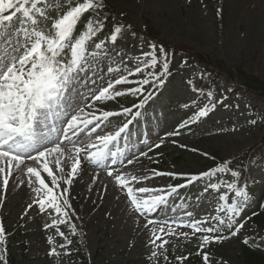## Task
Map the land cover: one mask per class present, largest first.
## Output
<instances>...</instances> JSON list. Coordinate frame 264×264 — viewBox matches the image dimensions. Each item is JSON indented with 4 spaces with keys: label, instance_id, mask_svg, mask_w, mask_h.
I'll return each instance as SVG.
<instances>
[{
    "label": "rangeland",
    "instance_id": "obj_1",
    "mask_svg": "<svg viewBox=\"0 0 264 264\" xmlns=\"http://www.w3.org/2000/svg\"><path fill=\"white\" fill-rule=\"evenodd\" d=\"M60 2L61 0H46V11H52ZM107 2L120 17L124 18L122 21L129 22L136 32L128 30L115 45L109 44L107 51L109 58L99 56L92 60L91 70L84 77L86 83L78 84L77 106L83 108L84 112L95 113L98 116L104 111L116 113L106 121L101 119L100 127L95 130L91 125L85 128L80 133V141L83 143L87 138V143L96 142L98 135L114 134L127 124L120 137L108 145L104 161L109 162L114 156L123 154L132 160V163H128L125 168L120 166L122 169L113 172V176H109L108 171H112L115 161L107 163L111 166L110 169L103 167L98 169L103 181L95 183L87 181L91 183L88 188L87 183L84 186L79 170L72 176V184L67 185L71 171L65 176L60 172L54 173L53 180L43 171L42 164L35 166L27 164V167H37L41 171V175L49 187H53V194L57 195L62 206L63 199L71 203L75 212H70L68 218L51 209L39 213L35 206L28 211V215L22 216L26 205L41 198L40 194L23 196L17 191L21 188L17 190L9 188L4 192L3 175L0 174V218L7 232V243L0 245V252H3L4 257L7 253L16 255L23 264H175L173 260L177 256H188V260L195 259L198 256L201 234L193 235V230L187 226L189 214L193 219L199 220H207L210 215L223 216L224 213L219 207L222 204L219 196L225 191L229 196L232 194L228 192L227 184L224 183L221 188L223 192L221 190L216 192L209 187L211 184L209 178L190 183L182 180H188L190 175L207 171L221 162L232 159L264 138V95H252L232 88L231 82L225 77L220 76L217 79L211 77L203 66L205 62L200 64V61L193 59L191 55L174 57L163 47L168 54L169 71L163 77L162 86L156 84L148 75L149 71L158 73L161 70V65L158 64L129 77L132 83L116 85L114 89L126 91L128 88L138 87L140 84L137 82L147 78L150 83L143 85L145 90L143 94L128 93L111 100L92 99V94L106 86L107 81L115 76L107 72L108 66H119L126 73L135 65L143 64L147 57L141 54L150 51V44L161 48L144 36L148 33L160 40L181 46L180 48L184 50L189 51L188 47H191L202 51L205 55L219 58L230 66L241 67L248 74L264 79V0H107ZM41 6L45 7L44 4ZM114 21L125 25L118 19L113 20L111 24ZM13 23H16L15 18ZM26 26L31 28L30 23H26ZM49 26V22L39 23V28L46 32ZM2 35L3 32L0 31V36ZM15 38L14 35L12 39ZM101 39H104L101 35L95 38L96 42ZM20 40L23 43L22 35ZM89 48L92 49L91 44ZM157 55L160 56L159 51ZM62 58L67 61L70 53L66 50ZM160 60L162 64V56ZM200 78L203 83L199 90L195 91L190 87L189 80ZM205 86L209 87L204 88ZM148 93H152L150 99H147ZM208 93H212L213 98L220 102L206 117L182 126L184 122L191 121L194 112L198 111L197 105L203 106L208 103L206 99ZM142 99L146 102L143 107H139ZM124 108H130L132 111L125 114L122 111ZM65 119L63 116L50 114L49 118L43 121V131L51 141L56 136H60L59 139L63 138L60 133L65 127L63 123ZM252 119L257 120L255 125L250 123ZM175 132H179V135H170ZM157 144L160 147H156ZM48 146L53 145L49 143ZM61 147L63 150L73 149L66 144H61ZM203 153H207L208 156H204ZM85 155L88 157L87 153ZM214 156L220 160L217 162ZM84 162L86 163L85 158ZM251 165L255 185L250 192L254 194V198L247 210L263 194L264 155L257 156ZM1 167L7 168L5 164ZM169 172L187 175L155 174ZM121 173L130 181V186L134 189L133 194L139 201L152 195H162L165 197L164 202L151 212L135 211L127 188L121 187L114 178ZM13 174V179L9 177L8 186L13 185L14 178H28L26 167L23 169L13 167ZM132 176L137 177V180L131 181ZM174 181H181V185L188 183L173 193L171 188ZM36 185L40 187L38 181ZM139 187L156 191L140 194L135 191ZM62 192L63 197L60 196ZM180 193L184 196L191 194V201L184 200L180 203ZM244 214L245 212L243 218ZM53 219H64L66 222L63 223V227L58 223L55 227L45 230L44 224H51ZM149 220L153 223L148 224ZM160 227L166 229L170 227L177 235L164 237L169 241L165 246L167 261L161 256L158 260L150 262L148 256L153 249L148 241L152 230L159 231ZM58 231L64 232L71 243H67L65 237L59 236ZM183 232L189 233V236L178 235ZM254 233L257 231H251L244 224L236 236L205 247L203 251L210 254V264H242L239 257L240 241ZM49 236L52 237L51 245L47 240ZM24 244L26 247H23ZM61 244L65 247L61 248ZM5 247L7 250L3 251ZM51 247H55L59 255L49 256Z\"/></svg>",
    "mask_w": 264,
    "mask_h": 264
},
{
    "label": "snow or ice",
    "instance_id": "obj_2",
    "mask_svg": "<svg viewBox=\"0 0 264 264\" xmlns=\"http://www.w3.org/2000/svg\"><path fill=\"white\" fill-rule=\"evenodd\" d=\"M42 4L45 7H42ZM106 7L104 0H61L60 4L53 8L58 12V15L50 17L46 14V0H0V31L3 32V35L0 36V161L7 164V173L2 180L4 192L7 191L9 177L14 175L13 167L20 169L21 165H25V157L37 162L48 154L63 153L61 144L57 142L59 137H57V141H51L48 136L40 134L41 125L43 121L49 118L50 114L66 118L63 121L65 127L61 129L60 135L63 136L64 140L73 144L77 154L75 162L71 165V174L67 179V185L72 184V176L75 175L80 165L79 154L82 151L87 153L88 159L92 163L103 166L108 145L119 138L127 128L128 125L125 124L114 134L98 135L96 142L92 143H87V138L83 143L79 139V134L83 132L84 128L94 125L93 130H95V128L100 127L99 121L101 119L106 121L109 117L116 115V113L109 111H104L99 116L95 113L84 112L83 108L77 106L78 101L76 100V96H79L77 86L80 83H86L84 77L91 70L92 60L99 56L109 58L107 56L108 45H115L118 38L122 37L125 27L131 28V25L125 26L114 21L113 30L109 36L96 42L95 38L99 32L103 31L108 20V17L103 14ZM60 8H66V11L60 13ZM86 13L88 17L84 20V27L77 32L76 29ZM14 18L15 24L13 23ZM41 21L50 23V29L47 32L39 28ZM26 23L31 24L30 29ZM14 35L15 40L12 39ZM21 35L23 36V43L20 40ZM149 49L148 53L141 54L147 57L143 64L135 65L126 73L119 66H108L107 72L110 75L115 74V76L107 81L106 86L93 93L92 99L94 101L111 100L128 93L132 95L143 94L145 91L143 85L150 83L147 78L137 82L140 84L138 87L128 88L126 91H114V89L116 85L132 83L129 77L158 64L161 65V70L158 73L149 71L148 75L156 84L162 86L164 84L163 77L169 71L168 54L162 47L158 48L155 44H150ZM66 50L70 53V58L67 61L62 58V54ZM157 51L163 57L162 64ZM92 83L94 84L95 81ZM151 96L152 93H148L147 99H150ZM206 99L208 103L203 106L197 105L198 111L194 112L191 121L184 122L182 126L206 117L209 111L220 102L213 98L212 93L206 94ZM145 102L146 100L142 99L139 107H143ZM122 111L127 114L132 110L124 108ZM139 114L136 113V115ZM94 122L96 123L94 124ZM250 123L255 125L257 120L252 119ZM170 135H179V132L170 133ZM72 136L77 137V140L73 141ZM49 143H52L53 146L49 147ZM156 147H160V145L157 144ZM89 149L96 150L89 151ZM191 150L197 151L196 149ZM33 152L35 155H32ZM142 154L146 155V153ZM203 155L208 156L207 153H203ZM127 163L131 164L132 160H128ZM57 164H59V160H57ZM25 167L28 184H31L32 177L36 178L40 187L34 191L40 194L41 198L28 203L22 216L28 215V211L34 206L39 213H45L51 209L57 214H62L65 218L69 217L70 212H75L67 199H63V206L58 202L57 195L53 194V187H49L37 167H27L26 165ZM42 168L49 177L55 180V174L47 160L43 162ZM60 171L63 169L61 168ZM226 172L231 174L232 182L228 183L226 187L232 195L219 196V201H223L219 205L224 213L223 216L210 215L207 220H199L193 219L189 214L187 226L193 230V235L201 234L197 255L202 256L203 264H210V254L203 251L205 247L236 236L244 227L243 213L250 207L254 194L250 192L247 181L242 179V171L232 169L231 161L221 162L207 171L188 177L190 183L203 178L216 177ZM0 173H5V167H0ZM155 174L187 175L171 172ZM108 175L113 176V171L109 170ZM114 178L121 187L127 188V194L135 211L151 212L165 200L162 195H152L139 201L137 196L133 194L134 189L130 186V181L125 178L123 173ZM136 180L137 177H131V181ZM20 183L24 184V181H20ZM183 186H173L171 192L174 193L177 188ZM55 187H59V185H55ZM209 187L220 189V185L217 183H211ZM135 191L140 194H147L156 190L139 187ZM63 195L62 192L60 196L63 197ZM232 197L235 199L233 200ZM65 222L64 219H53L51 224H44V229L47 230L55 227L58 223L63 224ZM152 223L151 220L148 221V224ZM225 229H227V234H225ZM58 235L65 237V233L62 231H58ZM173 235H177V233L170 227L168 229L160 227L159 231L152 230L151 238L148 241L153 249L148 256L150 262L158 260L161 256L167 261L165 246L169 241L164 237ZM178 235L188 237L189 233L183 232ZM47 240L51 245L52 237L49 236ZM243 242L247 244L249 241L245 239ZM6 243L7 232L3 220L0 218V245H6ZM67 243L70 244L71 241L67 240ZM60 247L64 248L65 245L61 244ZM6 250L5 247L3 251ZM48 255L57 256L59 253L55 247H51ZM187 259L188 256L176 257L180 264H183V261ZM0 264H7L3 252H0Z\"/></svg>",
    "mask_w": 264,
    "mask_h": 264
},
{
    "label": "trees",
    "instance_id": "obj_3",
    "mask_svg": "<svg viewBox=\"0 0 264 264\" xmlns=\"http://www.w3.org/2000/svg\"><path fill=\"white\" fill-rule=\"evenodd\" d=\"M105 4L107 7L103 14L107 16L108 19L113 18L114 12L112 7H110L106 2ZM87 17L88 14L86 13L83 17V20L87 19ZM152 39L156 40L164 47L170 49L172 52L184 50L180 48L181 46L174 45L167 40H160L159 38H156L154 36H152ZM188 48L190 49L189 51L184 50L187 52V54L192 55L195 58H198L201 61L206 62L207 65L213 67L212 73L214 76L224 75L229 80L235 82L241 87H244L250 93L264 94V79L256 75L248 74L241 67L236 68L230 66L229 64L225 63L219 58H212L208 55H205L202 53V51L194 50L191 47ZM240 86L238 87L240 88ZM263 145H264V139L260 143H257V145L251 147L250 149L242 151L241 153L237 154V156L233 157L231 160L232 169L242 171L243 173L242 179L247 181V184L251 183L250 172L248 170L250 159L257 151H260L259 149H261L260 147H262ZM214 157L217 159V161L220 160L218 157L216 156ZM246 223L249 226H251L253 229H261L264 231V201L263 202L260 201L257 206V209L254 212L247 215ZM247 240L249 241L247 244H245L242 241L240 245V249H241L240 259L242 264H264V248L258 244V241L256 239L248 238ZM183 264H202V263L201 260L200 261L193 260V262L191 263L183 262Z\"/></svg>",
    "mask_w": 264,
    "mask_h": 264
},
{
    "label": "bare ground",
    "instance_id": "obj_4",
    "mask_svg": "<svg viewBox=\"0 0 264 264\" xmlns=\"http://www.w3.org/2000/svg\"><path fill=\"white\" fill-rule=\"evenodd\" d=\"M91 126H94V125H91ZM84 130L85 128L83 129V131ZM69 135L71 136V133H69ZM57 137L60 138V136H56L54 137L53 141H57ZM71 138L73 141L77 140V137L75 136H72ZM79 139H81V134H79ZM57 142H59L60 144L69 145L73 149L63 150V153L48 154L46 155L45 158H40V160L37 162H34L30 159H27V157H25V165L28 164L29 166H35L36 164L39 165V163L43 165V162L47 160L49 166L52 167L54 173L60 172L62 176H65L69 171H71V165L75 162L77 158V154L75 152V147L73 146V144L69 143V141L64 140V138H61ZM84 158L86 160V163L84 162ZM118 159H121L120 164L122 165V168H125L126 166L129 165L127 163L128 159H125L122 155L114 157L113 160H110V162L116 161ZM57 160H59V164H57ZM79 160H80V165L77 168V170L80 171L81 178L84 181V186H86L87 181H90L91 183L103 181V176L100 174L98 169H100L101 167L109 168L105 165V162H103V166L94 164L88 159V157H86L85 152L83 151L79 154ZM3 164L7 166L6 162L0 161V167ZM25 165H21L20 168L23 169ZM61 168L63 169V171H60ZM115 168L117 169V171H114V169H112L113 172H118L122 169L119 167H115ZM6 173H7V168L5 169V173H0V174L4 176ZM20 181H24V184H21ZM36 182L37 180L35 177L32 178V182L30 185L28 184V178H24V177L14 178L12 182L13 185L10 184L7 189L13 188L17 190L21 188L20 190H17L19 194L23 196L31 197L37 194V192L34 191V189L39 187L38 185H36ZM91 183H87L86 188L90 187Z\"/></svg>",
    "mask_w": 264,
    "mask_h": 264
}]
</instances>
